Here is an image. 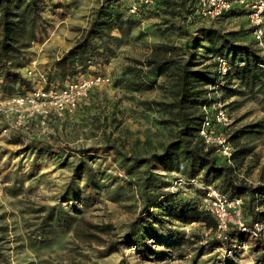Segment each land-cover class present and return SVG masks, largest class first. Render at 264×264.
<instances>
[{
  "label": "trees",
  "instance_id": "1",
  "mask_svg": "<svg viewBox=\"0 0 264 264\" xmlns=\"http://www.w3.org/2000/svg\"><path fill=\"white\" fill-rule=\"evenodd\" d=\"M45 1L0 0V92L4 95L21 96L36 88L31 89L32 82L22 70L32 61L30 48L45 38L39 31L45 28L41 23ZM240 15H245V10L238 7L215 20L206 21L199 14L198 0H155L153 4H141L136 13L130 12L129 0L101 1L89 26L48 65L43 88L64 87L89 77L79 76L87 73L90 66L116 57L117 50L125 44L131 31L140 26L142 18L158 16L167 24L162 31L175 33L184 42L155 45L145 60H136V65L126 67L116 82L135 86L137 90L151 89L157 84L158 77L167 74L172 79L173 101L160 104L169 110L172 115L169 122L175 124L177 130L175 137L164 144L161 151L147 156L128 154L112 144L73 149L76 157L71 161L73 172L61 192V200L37 210L41 213L31 231L36 240L33 244L48 246L60 232H71L79 243L104 246L105 253L130 245L145 247L155 255H167L172 249L186 245L196 250L190 264H200V258L209 252L208 249L226 247L232 251L236 250L235 247L242 248L247 236L254 235L255 223L264 227V182L252 185L240 176L241 168L254 151V147L243 138L261 134L264 122L244 125L233 132L229 130L234 146L232 164L217 153L216 147L206 145L199 135L203 106L219 98L214 94L215 90L221 92L222 99L244 95L247 91L264 98V55L254 39L251 43L240 42V31H223L217 26L228 17ZM246 31L252 35L251 27L248 26ZM144 34L140 31L138 36ZM217 56L226 59L230 66L223 78L217 61H212ZM27 148L37 153V157L59 158L63 166L69 165L72 156L42 141L27 143ZM100 149L106 154L113 152L117 169L124 174L122 179L108 169L94 165ZM173 172L182 175L177 180L183 179L186 187L193 188L194 196L184 197L180 190L170 189L174 183L168 174ZM196 178L199 186L191 182ZM121 180L125 183H120ZM209 185L217 187L228 197L243 199L245 230L232 223L224 235L218 236L214 215L203 207ZM114 186L116 188L110 195L112 200L121 201L132 196L138 201L135 218L123 225L122 234L115 233V225L111 222L98 223L89 219L76 205L81 201L93 203L96 194ZM64 202L72 204L74 210L64 207ZM177 222L181 225L199 223L208 235L195 233L187 236L175 227ZM203 238H206L204 243L193 247ZM255 239L252 250L256 252L258 264H264V230ZM159 243L165 246V251L153 249L152 244ZM5 249L0 244V264H18L10 260Z\"/></svg>",
  "mask_w": 264,
  "mask_h": 264
},
{
  "label": "rangeland",
  "instance_id": "2",
  "mask_svg": "<svg viewBox=\"0 0 264 264\" xmlns=\"http://www.w3.org/2000/svg\"><path fill=\"white\" fill-rule=\"evenodd\" d=\"M101 1H45V10L41 14V23L45 28L39 30L45 38L42 42H35L30 48L32 61L22 70L32 82L31 89L45 86L48 65L66 51L89 26ZM166 25L158 16L142 18L140 26L131 31L125 44L117 50L116 57L110 58L108 62L92 65L87 73L80 75L79 77H86L102 74L107 81L94 89L73 111H25L20 115L0 111V237H3L0 244L6 248L11 261L18 264H117L120 261L123 264L192 263L196 250L186 245L181 249H172L167 255H155L145 247L130 245L105 253L104 246L79 243L71 232H60L48 246L33 244L36 240L31 234L34 224L39 221L37 217L41 212L37 210L61 200V192L73 172L71 161L76 158L73 156V149L90 146L99 148L112 144L128 154L147 156L161 151L162 146L175 137L177 127L169 122L172 115L160 104L173 101L172 79L167 74L158 77L157 84L151 89L137 90L134 89L135 86L116 82L123 76L126 67L136 65L138 60H145L155 45H180L184 42L175 33L163 32ZM217 26L223 31H240V42L253 41V36L246 31L249 23L245 15L228 17ZM140 31L145 34L138 36ZM218 57L212 61H216ZM216 95L226 104L234 120L230 132L244 125L264 122L262 95L255 96L248 91L244 95L226 99L221 98V92ZM18 96L20 94L8 96L0 92V107L1 103ZM34 141H42L62 153L72 155L69 165L63 166L60 164L61 159L57 157H37V153L27 148V143ZM243 141L254 147V151L241 168L240 176L245 177L252 185L261 184L264 182V131L246 136ZM97 157L98 161L93 163L95 166L108 169L114 175L120 173L114 162L113 152L106 154L100 149ZM180 176L182 175L177 172L168 174L170 181L174 183L170 189L180 190L184 197L194 196L193 188L178 182L177 177ZM195 181L193 185L199 186V180L196 178ZM121 182L125 183L123 180ZM80 183L83 184L84 181ZM115 188L116 186L102 191L100 195L96 194L93 203L85 204L81 201L76 205L89 219L98 223L111 222L115 225V233L122 234L123 225L135 218L138 201L132 196L121 201L112 200L110 195ZM64 207L74 210L72 204L67 202H64ZM175 227L187 236L195 233L208 235L207 230L196 222L187 225L177 222ZM263 230L264 227L261 231ZM255 237L253 233L252 236H247L244 246L235 247L236 250L229 251L226 247L208 249L209 252L200 258L199 263L258 264L256 252L252 250ZM205 241L206 238H203L194 243L193 247ZM161 244H152V247L156 252L165 251V246Z\"/></svg>",
  "mask_w": 264,
  "mask_h": 264
},
{
  "label": "built area",
  "instance_id": "3",
  "mask_svg": "<svg viewBox=\"0 0 264 264\" xmlns=\"http://www.w3.org/2000/svg\"><path fill=\"white\" fill-rule=\"evenodd\" d=\"M155 0H130V12L136 13L141 4H153ZM199 14L206 21H212L221 17L234 8H243L249 27L252 28V36L260 53L264 55V0H198ZM218 71L221 77L228 73L229 63L222 57L217 58ZM34 63H36L34 61ZM107 81L105 75L98 74L69 83L64 87H51L45 89L37 87L33 91L9 99L1 103V112H16L22 114L25 111L33 113H48L52 110L64 113L76 109L82 99L88 97L90 91ZM223 83V81H222ZM215 87H210L213 89ZM215 90L214 94H219ZM204 117L199 130V135L206 145L216 147L217 153L226 158L232 164L234 146L229 138V130L233 125V118L226 104L219 98L203 106ZM32 113V114H33ZM123 177L122 172L117 174ZM180 184L184 183L179 179ZM196 182L195 179L191 181ZM243 199L240 197H228L213 185L207 186L203 207L209 210L217 222V234L222 236L229 229L230 224L235 223L246 229L243 217ZM263 225L255 223V235L261 231Z\"/></svg>",
  "mask_w": 264,
  "mask_h": 264
}]
</instances>
